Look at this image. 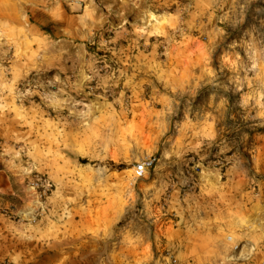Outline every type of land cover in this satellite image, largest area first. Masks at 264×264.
<instances>
[{
	"label": "clouds",
	"instance_id": "9594fccd",
	"mask_svg": "<svg viewBox=\"0 0 264 264\" xmlns=\"http://www.w3.org/2000/svg\"><path fill=\"white\" fill-rule=\"evenodd\" d=\"M52 3L2 4L5 11L17 8L23 26L6 24L0 33V80L5 100L11 97L0 111V264H34L41 246L54 249L57 264H75L85 248L98 264H264V145H241L240 157L233 152L205 167L209 156L202 151L227 142V129L218 128L227 100L211 93L203 118L193 124L185 115L174 142L171 110L157 107L160 96L175 98L189 86L197 96L202 82L226 76L243 95L240 107L259 108L264 117V0H111L108 15L120 22L111 29L114 38L100 45L111 59L94 58L78 74L53 63L64 78L55 74L49 82L61 85L66 104L46 105L35 121L26 119L31 109L21 115L16 101L39 92L14 89L21 72L26 78L41 70L28 57L34 42L28 37L64 20L59 0ZM107 19H97L91 5L79 16L90 35ZM51 41L53 49L61 43ZM226 151L232 149L219 153ZM24 164L28 175L21 178L17 168ZM37 186L43 199L33 197L31 214L21 216L26 189L34 193Z\"/></svg>",
	"mask_w": 264,
	"mask_h": 264
},
{
	"label": "rangeland",
	"instance_id": "374dc122",
	"mask_svg": "<svg viewBox=\"0 0 264 264\" xmlns=\"http://www.w3.org/2000/svg\"><path fill=\"white\" fill-rule=\"evenodd\" d=\"M3 2L4 0H0V33L5 31L6 24L8 25V28L23 26L22 17L17 8L5 11L2 7ZM9 2L13 5H18V0H9ZM55 2L56 0H53L51 6L54 7ZM59 2L62 5L64 13L63 22L48 23L47 26L40 27V32L42 34H34L33 36L28 37L29 41H34L27 49L28 57H31V62L37 68L41 67V70L33 71L31 75L26 78H23V72H21L20 76L22 79L14 89L21 93L29 90L39 92V95L24 97L23 99L16 101L17 108L21 109V115H25V112L23 111L24 109H31V111L27 113L26 119L39 121L40 116L42 115L41 109H44L45 111L48 110L45 107L46 105H50L53 109H56L63 108L66 104V101L64 100L66 97H64L59 90L61 85L49 82L55 74H60L61 78H64L63 73L50 67L53 63L58 67L71 68L78 74L81 67L87 71V64L92 62L94 58L99 60L107 56L111 59V53L101 50L100 48L102 40L110 41L114 38L115 32L111 31V29L120 22L115 15H108L106 5L110 3L111 0H59ZM70 4H78L80 7L77 11L73 12ZM90 5L96 10L97 19H99L101 15L108 17L103 23V26H96L93 30L94 34L92 35L89 34L88 29L83 28L79 21V16L84 17V10ZM7 16H12L13 22L9 23L5 20L4 18ZM83 22L88 24L89 27L92 26V21L84 19ZM66 29L73 32L72 37L65 35ZM77 29H80V31L77 32ZM81 37H87V39H81ZM50 38L52 40H60L61 43L57 44L56 48L53 49ZM21 39H23V37ZM141 43H143V41H141ZM120 44L126 46V41L121 40ZM6 47L7 45H5V48ZM108 47L111 48L113 45L108 44ZM117 47H119V45H117ZM2 51L3 49H0V52ZM56 55H61V61H55ZM227 59L228 53L227 50H225L224 60ZM47 65L50 68L49 71L46 70ZM4 66L10 67L6 60L4 61ZM96 66L102 67V64H97ZM72 74L73 73L70 71L69 75ZM76 78V75H73V79L75 80ZM11 79V74H9V82ZM133 83H139V81H133ZM225 86L229 88V91H224ZM240 88L243 89L244 86L240 85ZM196 92L199 100L197 99V96L193 95L191 86L187 87L181 95H178L175 98L170 97L171 100L167 96H160L157 107H167L171 110L166 119L170 129L168 135L172 137L174 142L176 137L180 135L179 128L183 123L185 115H190L192 117L193 124L196 123L195 121L203 118V114L207 110V102L211 93H216L218 99L223 97L227 100L226 110L223 111V117L218 124V128L222 126L227 129V133L222 134L227 142L214 143L211 148L206 147L202 151L201 155L209 156L208 159L204 161L205 167L218 166L220 161L225 159V155L231 156L233 152H236L237 157H240L241 153L237 150L241 145L248 149H254L257 146L264 145V117H261L258 114L260 109L256 108L249 111L240 107V104L243 101V95L236 92V85L229 84L226 76H222L220 80L211 84L202 82L201 87L198 88ZM158 95H163L162 89ZM7 96L8 92L5 90V81L0 80V111L6 108L7 104L11 101V97H8V100H5V97ZM80 116L81 118H85L84 113H80ZM47 119V116H45V120ZM48 123L52 128H55L54 121L48 120ZM220 148H230L232 151H226L224 154H221L219 153ZM0 151H2V149H0ZM23 159L27 160V157H24ZM248 159H250V157ZM225 163L227 164V162ZM231 163L237 164V159H233ZM227 166L230 167L231 165ZM2 167L3 166L0 165V169H2ZM25 167H27L26 164L17 168L21 178L28 175V173L24 171ZM237 167L239 168L240 165L237 164ZM103 174L104 169L98 168L95 170V176L97 179L101 178ZM136 174L139 175L137 172ZM2 175L3 174L0 173V177H2ZM31 175L36 176L37 174L33 172ZM25 183H27V181H25ZM0 186H2V184H0ZM43 191L44 189L42 187L36 188L34 193L29 189H26V192H28V198L20 212L21 216L31 214V207H29V204H35L33 197H40L42 200L43 197L40 196V194L43 193ZM55 193L56 186H53L52 190L48 192V196L52 197ZM12 199L15 200L16 198ZM53 251V248L41 246L37 252L33 254L35 257L34 264H57L58 257L53 255ZM89 253L90 249L85 248L81 251V256L79 258L89 261L85 264H98L97 258Z\"/></svg>",
	"mask_w": 264,
	"mask_h": 264
},
{
	"label": "crops",
	"instance_id": "0c3cea01",
	"mask_svg": "<svg viewBox=\"0 0 264 264\" xmlns=\"http://www.w3.org/2000/svg\"><path fill=\"white\" fill-rule=\"evenodd\" d=\"M204 213H201V215H203ZM87 262H89L88 260L86 261L85 259H83V258H76L75 259V264H85V263H87Z\"/></svg>",
	"mask_w": 264,
	"mask_h": 264
},
{
	"label": "built area",
	"instance_id": "2783aa9c",
	"mask_svg": "<svg viewBox=\"0 0 264 264\" xmlns=\"http://www.w3.org/2000/svg\"><path fill=\"white\" fill-rule=\"evenodd\" d=\"M137 173L140 175L139 171H137ZM36 188H39V186H37Z\"/></svg>",
	"mask_w": 264,
	"mask_h": 264
}]
</instances>
